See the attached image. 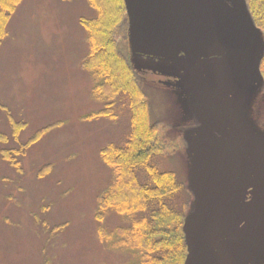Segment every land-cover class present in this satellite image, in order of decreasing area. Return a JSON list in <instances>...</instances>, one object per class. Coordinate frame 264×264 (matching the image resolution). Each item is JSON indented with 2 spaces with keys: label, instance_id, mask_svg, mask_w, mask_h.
<instances>
[{
  "label": "rangeland",
  "instance_id": "rangeland-1",
  "mask_svg": "<svg viewBox=\"0 0 264 264\" xmlns=\"http://www.w3.org/2000/svg\"><path fill=\"white\" fill-rule=\"evenodd\" d=\"M96 15L87 0H21L7 24L8 34L0 43V132L8 136L5 140L0 134V264H138L135 249L116 246L117 236L100 235L102 226L111 232L130 220L114 211L97 218L99 195L114 177L101 149L125 144L131 110L124 95L108 116L95 114L113 102L109 88L102 91L105 99L94 96V78L83 64L89 39L80 18ZM131 61L149 93L152 120L161 122L170 142L153 162L175 170L189 191L186 158L178 152L187 156L183 135L190 130L177 127L184 119L178 100L193 86L189 70L180 60L132 54ZM224 80L220 89L230 117L240 119L254 100L264 101L261 75L242 92L229 76ZM176 110L177 117L168 123L166 118ZM17 122L25 125L15 137ZM36 135L17 157L19 167L4 158L3 149L19 147ZM189 141L200 147L195 134ZM259 144L263 146L264 137ZM211 255V264H220Z\"/></svg>",
  "mask_w": 264,
  "mask_h": 264
},
{
  "label": "trees",
  "instance_id": "trees-1",
  "mask_svg": "<svg viewBox=\"0 0 264 264\" xmlns=\"http://www.w3.org/2000/svg\"><path fill=\"white\" fill-rule=\"evenodd\" d=\"M20 1L0 0V43L8 34L7 24ZM87 1L97 10V15L80 18L89 39L84 64L99 80L95 93L102 96L106 88L113 92V102H108L95 114L108 116L116 100L124 95L129 98L131 110V131L125 144L109 143L101 149L102 158L112 169L114 177L99 195L97 208L100 220L114 211L127 217L130 223L117 226L111 232L102 226L100 235L102 238L117 236L116 246L135 249L138 264H184L187 247L183 223L190 195L175 170L161 169L153 162L157 155L167 152L170 142L160 128L161 122L152 120L149 93L130 61L124 0ZM245 2L254 24L264 37V0ZM261 70L264 76V57ZM260 113L264 125V101ZM174 115L177 117V110L166 118L168 123L173 121ZM24 125L25 122L15 124V137L19 136ZM0 134L8 140L7 134ZM174 136L177 138V133ZM36 138L37 135L19 147L3 149L4 158L19 167L17 157L23 155ZM178 156L186 158L181 149ZM179 198L180 203L175 201Z\"/></svg>",
  "mask_w": 264,
  "mask_h": 264
},
{
  "label": "water",
  "instance_id": "water-1",
  "mask_svg": "<svg viewBox=\"0 0 264 264\" xmlns=\"http://www.w3.org/2000/svg\"><path fill=\"white\" fill-rule=\"evenodd\" d=\"M129 14V43L131 51L137 55L180 60L189 70L194 88L191 92V104L194 100L203 105L212 101L216 124L230 139V149L226 163L234 145L248 146L259 161L260 178L257 184L259 192V221L256 229L233 242H244L254 236L261 228L264 217V156L260 148L250 140L237 135L225 122L231 119L221 93L220 85L225 76L232 79L238 91L247 89L258 76L259 31L255 28L243 0H125ZM232 3V4H231ZM215 82H214V80ZM240 85V86H239ZM245 89V90H246ZM206 90V92H205ZM209 95H206V94ZM196 95V96H195ZM196 108V107H195ZM207 124L195 136L200 147H192L188 134L189 153L193 161L191 187L196 195L198 209L190 214L185 223L189 255L186 264L195 260V232L192 225L194 217L205 213L211 202H206L200 190V164L207 158L205 149L210 134L214 130L207 117L195 109ZM207 110V109H206ZM207 115L211 112L207 110ZM225 117V118H224ZM197 142V143H198ZM232 149V150H231ZM222 180L220 179V182ZM206 182V180H205ZM234 215L232 214V220ZM212 224H219L230 231L231 217L225 205L217 209L211 218ZM218 234V232H217ZM218 235H222L218 234ZM217 252L225 264H230L218 243ZM243 259L240 264H246Z\"/></svg>",
  "mask_w": 264,
  "mask_h": 264
},
{
  "label": "flooded vegetation",
  "instance_id": "flooded-vegetation-1",
  "mask_svg": "<svg viewBox=\"0 0 264 264\" xmlns=\"http://www.w3.org/2000/svg\"><path fill=\"white\" fill-rule=\"evenodd\" d=\"M206 92V90H205ZM206 95H209L208 93ZM196 96V95H195ZM202 107L211 112L210 125L214 134L208 137V143L205 149L208 152L207 158L200 164L198 173L201 174L200 190L206 202L211 205L206 211L202 221L197 223V228L201 233V244L206 241L203 232L210 231L209 235L221 234V238H236L253 232L259 221V192L257 184L260 178L259 161L251 148L245 145L237 144L231 150L230 158L226 163L228 151L230 149V139L224 134L216 124L215 109L212 101H207L203 105L197 97ZM195 105V104H194ZM196 109H200L197 104ZM225 118V117H224ZM243 119L225 118L226 124L239 136L255 143L264 156V144L260 146L259 138L262 135L260 125H262L261 113L250 114L242 117ZM184 125V124H182ZM242 125L244 129L239 126ZM199 127L197 131L201 130ZM220 179L222 180L220 182ZM206 180V182H205ZM196 199V195L194 194ZM227 207L231 217L230 231H227L219 224H212V216L221 206ZM247 209L244 216H241L242 210ZM232 214L234 219L232 220ZM264 223V222H263ZM264 227V224H263ZM250 247L246 249H232L230 260L233 264H239L243 258H249L248 264H260V250L264 247V239L259 238L258 234L251 237ZM203 250L206 252V245L203 244ZM210 257L203 253L201 264H209ZM200 264V263H199Z\"/></svg>",
  "mask_w": 264,
  "mask_h": 264
},
{
  "label": "bare ground",
  "instance_id": "bare-ground-1",
  "mask_svg": "<svg viewBox=\"0 0 264 264\" xmlns=\"http://www.w3.org/2000/svg\"><path fill=\"white\" fill-rule=\"evenodd\" d=\"M233 252V251H232Z\"/></svg>",
  "mask_w": 264,
  "mask_h": 264
}]
</instances>
